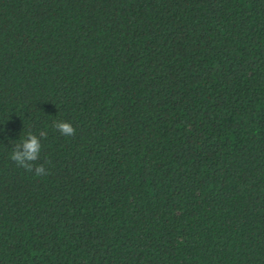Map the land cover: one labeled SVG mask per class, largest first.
I'll use <instances>...</instances> for the list:
<instances>
[{"label":"trees","instance_id":"1","mask_svg":"<svg viewBox=\"0 0 264 264\" xmlns=\"http://www.w3.org/2000/svg\"><path fill=\"white\" fill-rule=\"evenodd\" d=\"M0 264H264V0H0Z\"/></svg>","mask_w":264,"mask_h":264},{"label":"clouds","instance_id":"2","mask_svg":"<svg viewBox=\"0 0 264 264\" xmlns=\"http://www.w3.org/2000/svg\"><path fill=\"white\" fill-rule=\"evenodd\" d=\"M53 127L60 131L65 136H72L75 134V128L68 121H54ZM41 138L29 130L24 137L19 139L18 143L14 144L10 153V159L18 166L32 172L35 175H46L44 166L34 165L33 162L39 159L41 152Z\"/></svg>","mask_w":264,"mask_h":264}]
</instances>
